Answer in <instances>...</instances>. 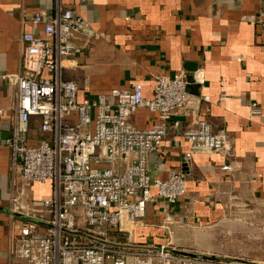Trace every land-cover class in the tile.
<instances>
[{
  "label": "crops",
  "instance_id": "1",
  "mask_svg": "<svg viewBox=\"0 0 264 264\" xmlns=\"http://www.w3.org/2000/svg\"><path fill=\"white\" fill-rule=\"evenodd\" d=\"M58 1L86 22L84 31L73 35L80 52L64 71L67 80L77 83L80 101L135 83L151 97L155 75L179 72L187 75L193 94L211 97V112L203 109L201 115L214 129L229 133L230 150L196 154L186 162L190 145L175 135L149 156L154 177L165 179L172 169L188 176L186 194L168 209L171 240L184 245V232L226 221L236 227L244 218L246 233L258 232L261 239L259 246L250 240L245 247L258 246L254 260L264 262V0H0V264H15L14 240L28 221L10 210L14 182L30 202L52 195L51 182L23 183L13 167L5 139L16 121L15 89L6 77L21 70L23 33L43 37L42 25L29 18L37 12L54 14ZM222 93L227 99L219 103ZM253 102L262 107L260 116L251 114ZM133 122L149 128L156 115L141 108ZM190 125L191 119L183 117L184 129ZM166 206L149 208L145 225L136 230L138 242L163 241Z\"/></svg>",
  "mask_w": 264,
  "mask_h": 264
},
{
  "label": "built area",
  "instance_id": "2",
  "mask_svg": "<svg viewBox=\"0 0 264 264\" xmlns=\"http://www.w3.org/2000/svg\"><path fill=\"white\" fill-rule=\"evenodd\" d=\"M29 20L42 25L43 37L23 33L21 70L6 77L15 89L16 121L5 144L21 182H51L52 195L30 202L14 182L10 210L28 219L14 240L15 264H244L213 262L177 249L168 209L186 194L188 176L172 169L163 179L150 170L149 156L175 135L190 145L186 162L196 154L231 149L229 133L214 129L201 115L203 109L211 112V97L193 94L187 75L179 72L155 75L151 97L135 83L82 102L77 83L67 80L64 71L80 52L73 35L84 31L85 20L61 1L54 14L37 12ZM226 99L222 93L219 103ZM141 108L156 115L149 128L133 122ZM249 108L254 116L263 112L255 102ZM183 117L191 119L187 129ZM36 124L45 136L33 143L31 126ZM223 168L230 170V165ZM158 203L168 205L160 226L163 241L140 243L136 230Z\"/></svg>",
  "mask_w": 264,
  "mask_h": 264
},
{
  "label": "rangeland",
  "instance_id": "3",
  "mask_svg": "<svg viewBox=\"0 0 264 264\" xmlns=\"http://www.w3.org/2000/svg\"><path fill=\"white\" fill-rule=\"evenodd\" d=\"M39 134L38 137H33L32 133ZM30 136L32 139L43 138L45 134L38 129V124L31 126ZM236 227H230L228 221L219 226L208 227L202 230L194 229V231L184 232V245L174 243L177 249H182L186 252L204 257L213 262H233L248 263L246 261H256L255 252L260 251V234L258 232L251 234L246 233L245 219L238 218ZM251 227V226H249ZM253 240L254 249L245 247L248 241ZM251 242V241H250ZM238 245V249H233ZM253 252V253H251ZM260 252L257 253V255ZM260 260V259H259Z\"/></svg>",
  "mask_w": 264,
  "mask_h": 264
},
{
  "label": "water",
  "instance_id": "4",
  "mask_svg": "<svg viewBox=\"0 0 264 264\" xmlns=\"http://www.w3.org/2000/svg\"><path fill=\"white\" fill-rule=\"evenodd\" d=\"M246 262H248L250 264H256L254 261H246Z\"/></svg>",
  "mask_w": 264,
  "mask_h": 264
}]
</instances>
